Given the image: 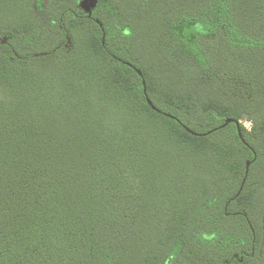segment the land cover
Masks as SVG:
<instances>
[{
    "label": "trees",
    "instance_id": "16d2710c",
    "mask_svg": "<svg viewBox=\"0 0 264 264\" xmlns=\"http://www.w3.org/2000/svg\"><path fill=\"white\" fill-rule=\"evenodd\" d=\"M82 1L0 0V264H264V0Z\"/></svg>",
    "mask_w": 264,
    "mask_h": 264
},
{
    "label": "water",
    "instance_id": "95a60500",
    "mask_svg": "<svg viewBox=\"0 0 264 264\" xmlns=\"http://www.w3.org/2000/svg\"><path fill=\"white\" fill-rule=\"evenodd\" d=\"M95 1H96V0H90V6H89L90 8L88 7L87 10L85 9L86 12H90V9L94 6ZM81 6H82V3H81ZM147 102L151 105V107H152L153 109H155L154 105H152L151 101H150L148 98H147ZM229 121H231V120H230V119H227V120L225 121V124H226L227 122H229ZM237 127H238V124H237ZM193 134H196V133L193 132ZM238 134H239V137H240V139L242 140V142L245 143V140L243 139L242 134H241L239 128H238ZM248 166H249V162L246 163V170H245L244 180H245V178H246V176H247V173H248ZM244 180H243V182H244ZM243 182H242V184H241V186H240V189H239L237 195L239 194L240 190L242 189Z\"/></svg>",
    "mask_w": 264,
    "mask_h": 264
},
{
    "label": "rangeland",
    "instance_id": "374dc122",
    "mask_svg": "<svg viewBox=\"0 0 264 264\" xmlns=\"http://www.w3.org/2000/svg\"><path fill=\"white\" fill-rule=\"evenodd\" d=\"M90 6V0H83L82 1V8L85 10H87V8ZM90 8V7H89ZM242 123L247 127V128H250V124H249V121L246 120V119H243L242 120Z\"/></svg>",
    "mask_w": 264,
    "mask_h": 264
},
{
    "label": "flooded vegetation",
    "instance_id": "af4514ba",
    "mask_svg": "<svg viewBox=\"0 0 264 264\" xmlns=\"http://www.w3.org/2000/svg\"><path fill=\"white\" fill-rule=\"evenodd\" d=\"M252 251H253V249H252Z\"/></svg>",
    "mask_w": 264,
    "mask_h": 264
}]
</instances>
